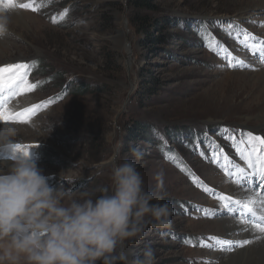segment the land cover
<instances>
[{
	"label": "rangeland",
	"instance_id": "374dc122",
	"mask_svg": "<svg viewBox=\"0 0 264 264\" xmlns=\"http://www.w3.org/2000/svg\"><path fill=\"white\" fill-rule=\"evenodd\" d=\"M149 1V9L130 0H16L34 2L36 12L0 5V66L27 63L36 85L12 105L16 111L40 105L26 124L0 122L17 129L0 142V167L12 162L8 144L34 145L29 151L51 184L74 198L84 192L95 198L112 190V164L132 160L145 190L161 192L159 202L174 213L171 228L149 225L143 239L125 242L126 264H138L148 248L153 264H220L224 252L202 242L236 240L228 227L237 222L218 215L224 202L217 196L249 200L254 193L222 168L247 171L236 147L249 148L248 132L264 139V122L255 102L250 106L264 90L255 75L264 69V2ZM142 20L151 23L147 31ZM229 54L247 66L229 67L223 58ZM262 153L257 143L253 159ZM204 186L219 195L208 196ZM205 210L216 214L208 218Z\"/></svg>",
	"mask_w": 264,
	"mask_h": 264
},
{
	"label": "clouds",
	"instance_id": "9594fccd",
	"mask_svg": "<svg viewBox=\"0 0 264 264\" xmlns=\"http://www.w3.org/2000/svg\"><path fill=\"white\" fill-rule=\"evenodd\" d=\"M16 135L15 127H0V142ZM111 179L110 192L74 198L49 182L31 153L0 167V264H126V241L143 239L149 225L172 227L173 207L145 190L135 162L113 163ZM153 260L148 248L138 264Z\"/></svg>",
	"mask_w": 264,
	"mask_h": 264
},
{
	"label": "snow or ice",
	"instance_id": "6c2138e0",
	"mask_svg": "<svg viewBox=\"0 0 264 264\" xmlns=\"http://www.w3.org/2000/svg\"><path fill=\"white\" fill-rule=\"evenodd\" d=\"M0 5L4 9L11 11L14 9H30L36 12L38 9L35 3H17L16 0H0ZM53 19V23H55ZM4 33V25L0 23V35ZM247 38V34H245ZM210 50L216 51L215 48ZM261 60L264 61V48H261ZM219 54V52L217 53ZM255 54V53H254ZM224 59H228L229 67H246L242 61L232 62L230 54L224 56ZM29 65L27 63H15L6 64L0 66V122L4 124L19 123L26 124L31 120V117L39 109L40 105H33L31 108H25L21 111H16L12 105V101L15 97L31 92L36 85L29 82ZM227 131V130H226ZM233 141L236 138L230 137ZM249 148L242 150L240 147H236L237 154L247 164V171L244 168L236 165L238 171H230L225 167V173L229 177L233 178L235 182L248 191L256 194L255 200L242 201L235 199L232 196H218L220 201H223V209L226 214L234 219L240 225H243L242 230L248 232L251 238H245L240 240H232L222 237H209L213 243H203V247L215 248L220 252L232 253L235 249H244L246 246H255L260 255H264V153L253 159V153L256 151V144L264 146V139L259 135H253L248 132L246 135ZM243 143V142H241ZM37 146L34 145H22L20 143H12L8 145L10 152V159L15 158L21 153H30L29 149ZM215 153L213 156L215 157ZM166 158H169L166 156ZM214 162H218L214 159ZM183 171V169H182ZM256 177L258 183L249 188L252 185V178ZM193 182L200 186L198 178L193 177ZM204 191L209 192L212 195H216L212 189L204 186ZM258 203L259 207H256ZM218 211V210H217ZM206 215H215L216 212H208L205 210Z\"/></svg>",
	"mask_w": 264,
	"mask_h": 264
},
{
	"label": "bare ground",
	"instance_id": "6f19581e",
	"mask_svg": "<svg viewBox=\"0 0 264 264\" xmlns=\"http://www.w3.org/2000/svg\"><path fill=\"white\" fill-rule=\"evenodd\" d=\"M254 4V6H258V5H262L264 0H251ZM252 4V5H253ZM2 8L0 7V12L2 11L1 10ZM18 9V8H17ZM5 10V9H4ZM14 12V11H13ZM12 12V13H13ZM17 13V17L16 19L19 20L20 22H22V25L25 26L26 25V21L25 19L23 18L22 16V12L21 11H15ZM11 13V14H12ZM8 14V13H7ZM13 16V15H12ZM264 62V61H263ZM260 65H264L260 63ZM263 68V67H262ZM252 73V72H250ZM228 75H231V74H228ZM236 75H239V74H236ZM251 75V74H250ZM255 75H257V77H259L260 79H264V69H262V71H259V72H255ZM225 77V76H224ZM256 77V76H255ZM239 78H241L239 76ZM259 78H255V79H250V80H254V82L258 81ZM254 85V84H253ZM259 88V87H258ZM264 89V88H263ZM261 90V89H260ZM259 91V90H258ZM262 91V90H261ZM255 102V103H254ZM253 103H254V109H255V115L256 117L260 118L263 122H264V90H263V93L260 94L259 97L257 98H254V100L252 99V101L250 102V106H253ZM249 104L246 103V106H248ZM248 106V107H250ZM252 109V110H254ZM5 125V124H4ZM29 125V124H28ZM11 126V124H10ZM3 127V126H2ZM21 127V126H20ZM19 130V129H18ZM24 130V129H23ZM25 136V135H24ZM164 150V149H163ZM166 150V149H165ZM3 161V159H2ZM10 160H8L9 162ZM7 162V163H8ZM4 162H0V166H2ZM253 179H256L253 178ZM257 180V179H256ZM258 182V181H257ZM248 198V197H247ZM247 198L243 199L242 201H248ZM256 199V194L253 193V196H250L249 197V201L250 200H255ZM257 206L258 203L256 204ZM256 206V207H257ZM226 222V221H225ZM198 224L200 225H203L204 222H198ZM225 224V223H224ZM212 225H216V223L212 224ZM223 226V225H222ZM228 231H232V236H234L233 238H236V240H239L240 238H238L239 236L243 239L245 238H251V235L250 233L248 232H244L242 230L243 228V225H240L239 223L237 224H234L232 226H229L228 227ZM232 229V230H230ZM231 236V235H230ZM264 264V255H260L258 253V251L256 250V247L255 246H246L244 249H239V250H236L235 252L233 253H226L224 252L223 253V256L221 257V261H220V264Z\"/></svg>",
	"mask_w": 264,
	"mask_h": 264
},
{
	"label": "trees",
	"instance_id": "16d2710c",
	"mask_svg": "<svg viewBox=\"0 0 264 264\" xmlns=\"http://www.w3.org/2000/svg\"><path fill=\"white\" fill-rule=\"evenodd\" d=\"M131 1V3L133 4V5H135L136 7H139V8H147V9H149V8H151V3H150V1L149 0H130ZM144 21V23H142ZM141 24H145L144 26H146V27H143L144 29H146V31H147V29H148V27L151 25V23H149L148 22V20H142L141 21ZM154 24V23H153ZM149 40H156V39H158V37H150V38H148ZM35 66H39V63H36V65ZM40 67V66H39ZM141 127H140V125H136L135 126V129L136 130H139Z\"/></svg>",
	"mask_w": 264,
	"mask_h": 264
}]
</instances>
